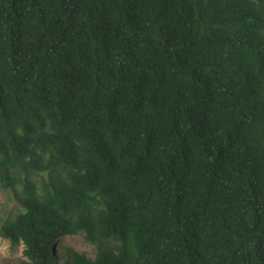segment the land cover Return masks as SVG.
<instances>
[{
	"label": "trees",
	"instance_id": "obj_1",
	"mask_svg": "<svg viewBox=\"0 0 264 264\" xmlns=\"http://www.w3.org/2000/svg\"><path fill=\"white\" fill-rule=\"evenodd\" d=\"M0 189L18 264H264V0H0Z\"/></svg>",
	"mask_w": 264,
	"mask_h": 264
},
{
	"label": "rangeland",
	"instance_id": "obj_2",
	"mask_svg": "<svg viewBox=\"0 0 264 264\" xmlns=\"http://www.w3.org/2000/svg\"><path fill=\"white\" fill-rule=\"evenodd\" d=\"M13 209L14 204L10 203L8 195L0 189V221L14 211ZM57 247L61 252L73 249L80 253H86L90 257L94 256L93 246L86 243L81 234L61 238ZM22 250L23 246L13 249L8 240L0 237V264H18L20 260L24 259Z\"/></svg>",
	"mask_w": 264,
	"mask_h": 264
}]
</instances>
